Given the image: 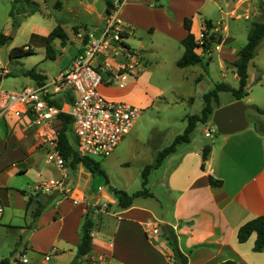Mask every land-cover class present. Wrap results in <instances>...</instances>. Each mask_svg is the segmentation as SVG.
I'll use <instances>...</instances> for the list:
<instances>
[{
	"label": "crops",
	"instance_id": "0c3cea01",
	"mask_svg": "<svg viewBox=\"0 0 264 264\" xmlns=\"http://www.w3.org/2000/svg\"><path fill=\"white\" fill-rule=\"evenodd\" d=\"M23 1H26L27 5H23ZM89 1L96 0H10L13 4L11 12L14 14L15 8L19 6V16H23L24 19L14 36H10L8 31L2 34L10 37L8 44L14 42L19 36L24 37L27 40L24 47H30L35 52L38 48H46L45 38L58 25L64 30L70 28L73 31L74 28H79L77 41L80 43L78 47L80 53L83 48L82 37L102 31L107 10L116 0H104L103 15L98 14ZM118 1L121 3L118 18L124 35L122 43L127 45L129 50L124 49L121 43L120 48H123V51L120 55L104 60V54L107 57L110 55L107 51L96 60L95 64L100 69H105L109 75L108 80L111 79L105 87H101L102 92L108 98L124 100V96L128 93L125 90L132 89L139 93V96L143 93L140 99L145 100V106H148L151 99L147 100L144 96L149 80L144 54L164 48L168 44L166 39L160 40L159 34H163L164 38L172 36L176 26L173 5L169 3V0ZM58 2L63 3L60 9L55 8ZM29 5L35 6L29 7ZM44 7L50 11V17L52 10L61 17H73L71 20L85 13L87 24L84 27L78 24L67 25L69 20L64 18L55 20L53 24L45 20L40 21L36 13L38 10L42 12ZM247 8L248 6L245 7ZM33 10L37 11L33 13ZM11 12L9 19L14 17L11 16ZM199 12L191 15V32L197 41H200L196 36L197 31L204 29ZM176 18H178L179 26L185 30L184 21L188 18L186 13ZM212 23L221 24V22ZM187 35L188 32L185 30V35L179 41L182 42ZM68 37L69 42H75L69 35ZM59 45V41L53 43L54 47ZM262 45H264V39L256 49L254 58ZM126 50L138 54L141 64L136 65L135 60L125 54ZM240 50L241 48H232L226 38L208 55V59L212 60L217 54L223 72L222 78L227 80L231 77L235 82L230 85L233 88L239 87L234 63L238 59ZM184 52L183 47L182 56ZM197 53L205 58L202 49L197 50ZM208 59L205 58V61ZM123 66H134V69L124 71ZM11 67L12 65L8 69L0 62L1 79L10 73ZM195 67H201L204 71L202 66ZM137 68L146 76L121 84L117 83L119 86L113 88V83L120 80L121 73L135 74ZM32 70L35 71V69ZM261 71L260 67H256L255 82L260 84ZM38 74L46 76L47 82L58 76L57 74L49 79L48 74L51 73L47 71H41ZM117 75L118 79H115ZM28 78L33 80L31 77ZM242 101L254 108L262 109L250 95ZM251 112L258 116L256 111ZM211 123L212 120L205 126ZM193 133L189 143L178 145L176 151L163 161H166L165 215L157 216L152 209L137 205V201L141 198L135 199L128 209L120 208L118 199L112 192L94 193V175L80 166L77 171H71L67 167L64 172L58 171L61 178L67 175L70 183L75 186V197L82 200L78 205H74L70 199L62 197L59 193L51 199L42 198L47 195L36 192V187L53 178L46 169L39 170L36 178L33 179L30 191L34 193L32 195L34 200L43 201L45 207L40 216L35 218L36 203L28 205L27 198L22 194V191L28 194L30 192L23 187L17 189L10 185V182L15 176L30 175L34 172V168H38L36 155L39 152H47L48 147L42 138L44 131L34 124L22 106L1 118L0 227L5 225L9 231L18 230L25 236L24 239L18 238V245H21L23 249L17 248L12 252L10 264H73L83 235L86 214L92 210L89 218L96 214L100 215L96 207L103 200L105 204L111 205V210L113 205H117V210L113 214L111 211L106 213L105 218L101 216L97 222L92 220V251L81 258L78 264H114L115 262L116 264H174L172 247L166 234L160 233L165 226L174 231L181 252L188 256V264H220L231 260L241 264H264V251L254 252L253 250L256 234H253L245 243L238 241L240 228L247 222L264 215V135L256 130L254 121L248 126V130L227 136L221 135V138L212 142L211 152L205 162V170H202L204 146L200 143L193 144ZM204 133L209 134L206 130ZM181 145L186 146L178 149ZM209 176L223 181V185L211 186ZM86 198L90 201L89 204L85 203ZM155 198L154 196L147 199ZM46 200L49 202L47 208ZM101 211L104 215V209ZM28 221H30L29 224ZM154 228L158 230L156 234L153 233ZM100 258H102L101 261ZM2 260L0 259V262Z\"/></svg>",
	"mask_w": 264,
	"mask_h": 264
},
{
	"label": "rangeland",
	"instance_id": "374dc122",
	"mask_svg": "<svg viewBox=\"0 0 264 264\" xmlns=\"http://www.w3.org/2000/svg\"><path fill=\"white\" fill-rule=\"evenodd\" d=\"M169 3L173 5V18L176 23L172 36L170 38H164L163 34H159L160 40L166 39L168 44H166L164 48L156 51H149L144 54L148 70L146 74H149L147 90L144 96L147 100L151 99V103L145 106V100L140 99L143 97V93L139 96V93L132 89L125 90V92L128 93L124 96V100H117L105 96L102 92L103 86L101 88V94L105 99L130 104L141 109L142 114L135 123L132 132L119 143L110 156L106 158H93L101 163L109 181V184H107L103 176L98 174L94 175V193H111L112 189H116L133 195L143 190L142 174L145 167L153 165L159 152L169 147L177 136L184 133L187 127V118L189 116L201 114L205 104L203 96L213 90L214 86L218 83H227L229 85L235 83L231 77L227 80H223V72L220 68V59L217 54H215L213 59L209 62L207 72L202 71L201 67H189L185 69L177 67L176 63L183 54V47L179 39L185 35V30L179 26L178 18L176 17L186 13L187 17L192 19L191 15L200 11V14H198L201 22L205 20L221 22V24L214 25L217 34L222 37V41L228 38V44L235 49H240L245 45L254 21L259 20L264 22V0H169ZM227 3L228 5L226 6ZM23 5H27V2L23 1ZM12 6L13 4H11L10 0H0V34L4 31H8L10 36H14L16 29L23 22L24 17L19 16V6L15 8L14 17L9 19ZM247 6L248 8L245 9ZM29 7H33V5H29ZM110 8L111 6H109V9ZM227 12L229 13L226 14ZM51 13L52 15L50 17V11L44 7L42 12L38 10L36 17L38 20H45L50 24H53L55 20L64 18L65 20H69L67 25L78 24L80 27H84L87 24L85 21H88L85 13L77 16L75 20H71L73 17L69 16L61 17L54 10H52ZM55 14H57V16ZM123 25H125V23H123ZM78 29L74 28L72 31L70 28H65L70 39H74L75 42H68L65 48H63L61 44L58 47L53 46L59 54L55 60L46 59V48H38L31 56L18 60H11V50L24 47L26 44L27 40L22 36H19V38L11 44L0 47V62H2L6 68L8 67V69L12 65L10 73L6 74V76L0 80V88L14 91L21 90L24 86L26 87V85L28 87H34L35 81L23 75L26 70L35 69L38 73L47 71L51 73L48 74L50 77L49 79L54 78L63 69L67 68L79 53L78 47H80V43L77 41L79 36ZM203 30L200 29L197 31L196 36H198V40H201V33H203ZM85 37L86 36L82 37V41ZM123 48L118 47V52L121 53ZM107 53L110 55L107 57L104 54V60L115 55L112 50H108ZM205 58L208 59V55H205ZM256 67L262 69L260 72L262 76L261 84L255 82ZM146 74H143L138 68L135 74H127L126 72L121 73L120 80L113 83L112 86L115 88L119 86L117 83L121 84L122 82L141 79L146 76ZM199 78H201V80H199ZM247 90L250 97L264 109V45L260 47L250 67ZM53 99L61 102L63 99L62 93L55 95ZM234 102L236 101L232 93L221 92L219 93V101L213 102V108L217 110L219 107L221 108ZM61 105H63L66 110L70 109L67 104ZM247 116L249 125L257 118L251 111L247 112ZM258 118V120L264 121V117L260 116ZM205 130L208 131L209 134L205 135ZM219 138H221V135L217 133L213 123L207 126L200 124L193 133L192 142H194L193 144L200 143L205 148V146H212V142H215ZM183 146L186 145H181L178 149H181ZM36 158L38 159V168H34V172L27 176H15L10 182V185H13V187L17 189H22L23 187L27 192H30L25 196L27 200L30 196L34 195L33 191H30V186H33V179L36 178L39 170L46 169L50 172L53 179H61L58 170L46 164L45 151L39 152ZM165 164L166 161L163 162L159 168L151 171L149 182L146 186L156 198H141L136 203L139 206L152 209L154 213L160 217L161 215H165L166 212V205L164 202ZM61 196L64 197L63 195ZM45 202L47 208L49 202L47 200ZM85 203L89 204L90 201L86 198ZM106 204L103 200L102 203L96 207L100 215L96 214L95 216H91L90 220L97 222L101 216L105 218L106 213H110L111 211V214H113L115 210H117V205H113L111 210V205ZM102 209H104V215L101 214ZM29 222L30 221L27 223L29 224ZM160 233L164 235L163 230H161ZM19 237L24 239L25 236L21 235L18 230L16 232L9 231L5 225L0 227V259L11 258L12 252L15 249H23L21 245H18L19 242L17 240ZM23 242L25 241L23 240ZM114 264H116V262Z\"/></svg>",
	"mask_w": 264,
	"mask_h": 264
},
{
	"label": "built area",
	"instance_id": "2783aa9c",
	"mask_svg": "<svg viewBox=\"0 0 264 264\" xmlns=\"http://www.w3.org/2000/svg\"><path fill=\"white\" fill-rule=\"evenodd\" d=\"M121 3L116 0L108 9L104 28L99 39L96 33L87 35L88 41L83 42L84 52L62 70L57 77L44 85L24 87L21 90H3L0 88V119L15 111L19 106L25 108V113L31 117L34 124L44 131V143L48 144L46 162L60 172L66 170V161L58 149L59 132L58 116L66 114L73 120L72 132L76 139V149L80 156L90 158H106L110 156L119 143L129 135L142 110L123 102L105 99L101 87L110 80H105L95 63L98 57L108 50L120 55L117 48L123 41L121 23L118 18ZM201 41V40H200ZM115 42L116 44H113ZM136 65L141 64L138 54L125 51ZM109 67V65H107ZM134 66H123L122 70H133ZM118 79V75L115 76ZM62 93L71 96L73 101L66 110L50 104L53 97ZM36 192L42 195H53L58 192L74 205L82 200L75 197V186L68 176L61 179H51L36 187ZM158 230L153 229L156 234ZM100 261L102 258L99 259ZM27 262V260H24Z\"/></svg>",
	"mask_w": 264,
	"mask_h": 264
},
{
	"label": "trees",
	"instance_id": "16d2710c",
	"mask_svg": "<svg viewBox=\"0 0 264 264\" xmlns=\"http://www.w3.org/2000/svg\"><path fill=\"white\" fill-rule=\"evenodd\" d=\"M62 3L58 2L55 5L56 9H60L62 7ZM112 5V4H111ZM110 5V6H111ZM35 6V5H33ZM37 10H33L32 12H36ZM108 11V10H107ZM11 16L14 14L11 12ZM204 30L202 33L201 41H197L194 34H192V19L186 18L184 21L185 30L188 32V35L182 40L181 44L185 49L184 55L177 61L176 65L180 69H185L189 67L202 66L205 72L208 71V65L211 61L209 58L205 61L204 56H200L197 53V50L202 49L205 55H210L217 44L222 42V37L219 36L216 32V27L210 20H205L203 22ZM123 35V34H122ZM124 37V35L122 36ZM264 39V22L256 20L253 23L252 29L248 34L246 44L241 48L238 53V59L235 61L234 66L236 68V74L239 78V87L233 88L230 85L225 83H218L215 85L214 89L206 93L204 97V107L200 115H193L187 118V127L183 134L177 136L174 142L167 148L163 149L159 152L156 161L153 165H148L145 167L143 171V190L129 195L124 191H119L116 189H112L113 195H115L118 199V205L122 209H128L133 205V202L137 198H149L154 197L153 194L146 188L149 182V175L153 169L159 168L163 161L171 154H173L177 146L184 143H189L191 139V134L196 130L199 124L206 125L209 123L213 117L214 108L213 102L219 101V93L221 92H229L232 93L235 97L236 101L243 100L249 96L248 93V79H249V67L254 59V55L256 49ZM10 40L9 36L4 34L0 35V47L8 44ZM55 41H59L61 46L65 48L68 45L69 37L62 26L58 25L50 35L45 38L46 43V58L49 60H55L58 56V52L54 49L53 43ZM88 41V37L83 39V42L86 43ZM122 46L129 50L128 46L122 43ZM34 54V51L30 47H21L14 48L11 50L10 59L18 60L24 57H28ZM24 76L31 77L37 85H44L47 83V77L36 73L34 70H29L24 72ZM9 77V76H8ZM1 80V78H0ZM201 80V78H199ZM61 102L56 100H51L50 104L54 105L58 108H63L61 104H70L73 99L71 96H63ZM257 113V118L254 119L256 130L264 135V121L258 120V117H264V110L259 108H254ZM73 120L70 116L66 114H60L58 116V124L57 129L59 132V140H58V149L60 154L63 156L66 161V166L71 171H77L80 166H83L86 170L91 172L93 175H101L105 178L106 183L108 184V179L106 172L103 170L101 163L97 162L93 158L90 157H82L79 155L75 143L76 139L72 132ZM211 152V146H205L203 149V164L202 170H205V162L208 159V156ZM209 184L213 187H221L223 185V181L216 180L214 177L209 176ZM23 195H27L26 192L22 191ZM42 198H53L52 195L42 196ZM33 196L28 198V205H32L34 202L36 203L34 217L37 218L42 213L45 203L43 201H36ZM92 210H90L86 214V221L84 223L83 235L81 238V242L78 246V254L75 262L73 264H78V261L87 256L92 251V228L93 222L89 218V214ZM163 232L166 234V237L169 241L170 246L173 251V259L174 264H188V256L184 255L178 245L177 237L172 230V228L165 226L162 228ZM256 234V241L253 247L254 252H262L264 251V215L257 217L245 225H243L238 232V241L240 243L247 242L250 237ZM11 258L3 259L0 264H10ZM220 264H241L237 261H226Z\"/></svg>",
	"mask_w": 264,
	"mask_h": 264
},
{
	"label": "water",
	"instance_id": "95a60500",
	"mask_svg": "<svg viewBox=\"0 0 264 264\" xmlns=\"http://www.w3.org/2000/svg\"><path fill=\"white\" fill-rule=\"evenodd\" d=\"M93 4L97 13L100 15L104 14L105 2L104 0H96L95 2L89 1ZM102 31H98L95 34V38L99 39ZM116 44L115 42H112ZM84 52L81 50L80 54ZM105 80H108L109 75L107 72H102ZM248 111H255L254 107L248 105L242 100L236 101L230 105L218 108L214 111L212 117V123L216 127V131L219 135L227 136L236 133H240L246 130L249 126V119L247 116ZM58 192H55L52 196H57Z\"/></svg>",
	"mask_w": 264,
	"mask_h": 264
}]
</instances>
